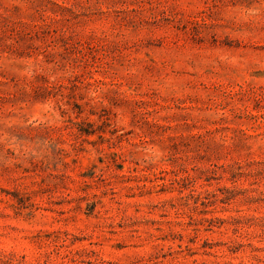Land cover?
Listing matches in <instances>:
<instances>
[{
  "label": "rangeland",
  "instance_id": "1",
  "mask_svg": "<svg viewBox=\"0 0 264 264\" xmlns=\"http://www.w3.org/2000/svg\"><path fill=\"white\" fill-rule=\"evenodd\" d=\"M0 264H264V0H0Z\"/></svg>",
  "mask_w": 264,
  "mask_h": 264
}]
</instances>
